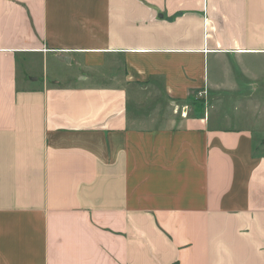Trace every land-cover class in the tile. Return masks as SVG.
<instances>
[{"label":"crops","instance_id":"obj_1","mask_svg":"<svg viewBox=\"0 0 264 264\" xmlns=\"http://www.w3.org/2000/svg\"><path fill=\"white\" fill-rule=\"evenodd\" d=\"M263 119L264 0H0V264H264Z\"/></svg>","mask_w":264,"mask_h":264},{"label":"rangeland","instance_id":"obj_2","mask_svg":"<svg viewBox=\"0 0 264 264\" xmlns=\"http://www.w3.org/2000/svg\"><path fill=\"white\" fill-rule=\"evenodd\" d=\"M188 104H191V103H188ZM216 104H218L219 106H221V107H225V105H222V103H216ZM235 104H239L238 102H227V105H229V106H231V109H228V112H230V114H232V115H236L237 113H238V111H236L235 110ZM226 105V106H227ZM198 106H199V104H198ZM228 114V113H227ZM237 117H235V118H233L232 120L233 121H237V120H239V122H240V124H241V122H242V119L241 118H237ZM221 120V119H220ZM234 123V122H233ZM245 123H248V124H251V125H253V123H254V119H247V120H245ZM262 124H261V126L262 125H264V119L262 120V122H261Z\"/></svg>","mask_w":264,"mask_h":264},{"label":"trees","instance_id":"obj_3","mask_svg":"<svg viewBox=\"0 0 264 264\" xmlns=\"http://www.w3.org/2000/svg\"><path fill=\"white\" fill-rule=\"evenodd\" d=\"M175 264H178V263H175Z\"/></svg>","mask_w":264,"mask_h":264},{"label":"water","instance_id":"obj_4","mask_svg":"<svg viewBox=\"0 0 264 264\" xmlns=\"http://www.w3.org/2000/svg\"><path fill=\"white\" fill-rule=\"evenodd\" d=\"M66 60H68V58Z\"/></svg>","mask_w":264,"mask_h":264}]
</instances>
